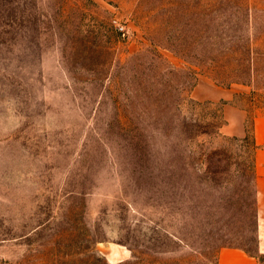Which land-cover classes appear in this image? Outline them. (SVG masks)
Wrapping results in <instances>:
<instances>
[{
	"label": "rangeland",
	"instance_id": "374dc122",
	"mask_svg": "<svg viewBox=\"0 0 264 264\" xmlns=\"http://www.w3.org/2000/svg\"><path fill=\"white\" fill-rule=\"evenodd\" d=\"M257 116L264 0H0V264L255 251V218L224 206Z\"/></svg>",
	"mask_w": 264,
	"mask_h": 264
},
{
	"label": "crops",
	"instance_id": "0c3cea01",
	"mask_svg": "<svg viewBox=\"0 0 264 264\" xmlns=\"http://www.w3.org/2000/svg\"><path fill=\"white\" fill-rule=\"evenodd\" d=\"M224 117L227 121L225 128L227 135L234 137L245 135L246 112L228 105L224 107ZM253 130L257 147L255 153V203L258 250L264 254V116L255 117ZM220 264H258V262L240 250L224 249L220 255Z\"/></svg>",
	"mask_w": 264,
	"mask_h": 264
},
{
	"label": "trees",
	"instance_id": "16d2710c",
	"mask_svg": "<svg viewBox=\"0 0 264 264\" xmlns=\"http://www.w3.org/2000/svg\"><path fill=\"white\" fill-rule=\"evenodd\" d=\"M190 102H192L191 99H189ZM253 125H254V121L252 123L251 126V133H252V137L254 139V130H253ZM248 133V132H247ZM237 139V138H236ZM247 139V135L244 138V140ZM238 140V139H237ZM254 145H255V141H254ZM255 149H257L256 145H255ZM255 160H254V165L253 167L248 168V170H238L237 174L240 176L244 181L245 184H238V186L234 183L233 178H232V174L230 172L229 169H225L226 170V183L228 186H232V187H237V197H235V199L233 200H229L228 202H226V206H224V209H226L227 207H230L229 210L232 211L233 209H236L238 212H240V214L242 215H248V217L250 218H255V224H256V235H257V215H256V203H255ZM168 175L171 176H175V172L172 170H169V172H167ZM219 174V173H217ZM253 174V175H251ZM248 176L251 177V182L250 180L247 182V178ZM232 178V179H231ZM247 183H249L248 187L246 186ZM250 186V187H249ZM230 187H225V190H228ZM256 241H257V247L255 251H252L251 249H247L245 247H238V246H232V245H227L222 247L221 249H237L240 250L242 252H244L246 255H248L249 257L255 258L258 262V264H264V254H261L258 250V237L256 236ZM174 264H184L183 261L178 260V261H174ZM217 264H219V262H217Z\"/></svg>",
	"mask_w": 264,
	"mask_h": 264
}]
</instances>
